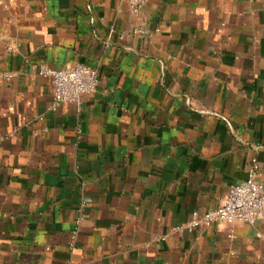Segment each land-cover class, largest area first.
I'll return each mask as SVG.
<instances>
[{"label": "crops", "instance_id": "1", "mask_svg": "<svg viewBox=\"0 0 264 264\" xmlns=\"http://www.w3.org/2000/svg\"><path fill=\"white\" fill-rule=\"evenodd\" d=\"M76 64L96 91L50 111ZM254 159L264 0H0V264H264V221L186 230Z\"/></svg>", "mask_w": 264, "mask_h": 264}, {"label": "built area", "instance_id": "2", "mask_svg": "<svg viewBox=\"0 0 264 264\" xmlns=\"http://www.w3.org/2000/svg\"><path fill=\"white\" fill-rule=\"evenodd\" d=\"M148 2L149 0H127L129 11L134 15L140 13ZM134 33L146 35L147 31L139 29ZM39 75L49 78L52 83L53 102L49 107L50 111H56L63 104L78 105L81 97L94 93L99 83L96 70L83 64L60 70L40 66ZM259 176L260 169L254 159L248 167L246 180L232 186L218 208L202 215L194 213L186 230L191 233L196 228L210 227L217 223L233 226L254 225L264 221V187L258 181ZM228 238L236 239L233 231H229Z\"/></svg>", "mask_w": 264, "mask_h": 264}]
</instances>
